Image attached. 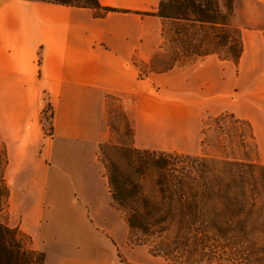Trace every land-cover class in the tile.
I'll use <instances>...</instances> for the list:
<instances>
[{"label":"crops","instance_id":"obj_1","mask_svg":"<svg viewBox=\"0 0 264 264\" xmlns=\"http://www.w3.org/2000/svg\"><path fill=\"white\" fill-rule=\"evenodd\" d=\"M99 1L118 10L97 16L89 7L0 0V144L7 147L9 166L20 168L19 173L33 170L25 177L37 201L33 209L22 208L37 221L55 156L63 167L65 192L78 201L90 189L100 145L111 137L109 98L121 105L138 149L199 155L204 122L228 111L248 121L259 141L257 116L264 110L259 8L264 0H243L252 18L238 23L236 1L233 22L244 44L238 63L211 54L148 74L140 63L149 62L161 47L163 19L154 13L162 0ZM47 104L53 109L52 135L45 134L41 122ZM20 177L12 180L11 197L21 190ZM105 179L107 198L92 213L96 222L90 227L96 234L108 233L105 238L115 241L116 251L128 252L130 228ZM28 232L39 242L34 228Z\"/></svg>","mask_w":264,"mask_h":264},{"label":"trees","instance_id":"obj_2","mask_svg":"<svg viewBox=\"0 0 264 264\" xmlns=\"http://www.w3.org/2000/svg\"><path fill=\"white\" fill-rule=\"evenodd\" d=\"M40 1L89 7L97 16L118 10L102 6L99 0ZM236 1L162 0L154 14L163 19L164 33V23H172L175 62L153 66V71L167 72L211 54L238 63L244 44L241 29L233 22ZM44 117L52 135L50 104ZM228 118L238 126L246 125L249 139H255L252 125L233 113L213 119ZM109 147L119 159L107 154ZM101 151L114 203L130 231L140 232L146 244L154 243L152 251L164 264H264V164L248 156L189 155L111 141ZM8 164L7 151L0 145V264H46L45 253L32 246L31 237L1 219L10 194L5 180Z\"/></svg>","mask_w":264,"mask_h":264},{"label":"rangeland","instance_id":"obj_3","mask_svg":"<svg viewBox=\"0 0 264 264\" xmlns=\"http://www.w3.org/2000/svg\"><path fill=\"white\" fill-rule=\"evenodd\" d=\"M259 13L264 17V4L259 8ZM251 18L249 8H247L245 2L238 0L236 23H238L237 19ZM253 19L257 18L254 17ZM164 24L165 33L162 30L163 41L159 51L153 57L154 59L140 63V68L145 74L152 72L153 66L162 67L165 63L175 62L174 56L171 55V47L174 45L170 42L172 23L167 21ZM180 61L182 60L180 59ZM187 62L190 61H184V63ZM45 107L41 114V122L45 134L49 135L51 124L45 117L51 111L48 110L44 117ZM228 113L232 112L228 111ZM213 118L215 117H209L204 122V134L202 135L204 145H202L200 155L209 157L228 156L230 158L248 156L264 164V110L263 114L258 113L257 116L259 122V141L257 140V142L249 139V128L246 125L238 126L230 118L223 122ZM107 122L111 134L109 141L117 145H133L134 136L131 123L125 117L119 102L113 98L108 99ZM243 135L246 137V143H244ZM103 144L99 148L100 163L94 169L96 178H94L91 185H88L90 189L85 191L84 194L80 193L78 195V201H76L75 194L63 190L65 187L61 180L63 167L58 163V157H54L53 164L49 160V164H52L49 166L52 170V179L45 187V193L41 201V216L38 221L36 215L25 213L22 208L24 205L29 209L31 207L33 209L37 201L30 191L33 184L29 181L30 179L25 177L32 176L33 170L30 168L19 173L17 170H20V168L17 169V167L8 165L5 170V180L10 194L7 206L1 213L2 221L12 228H17L21 233L29 235L32 239V246L45 253L46 264H111V262H113L112 264H164V259L156 256L152 251L151 245H154V243L151 241L146 244V237L140 232L130 231L126 245L128 252H126L120 248L118 251L113 249L116 243L111 239H106L110 237L108 233L100 231L99 234H96L90 227L96 222L92 213L97 208L103 207V203L107 198L105 191L107 160L101 151ZM0 145L5 149L7 148L5 144ZM107 154L112 158L119 159V155L111 147L107 149ZM7 155L9 158L8 152ZM15 176H21V180L19 179L17 183L21 190L14 198L11 197V188ZM32 228H34L39 242L35 241L28 232Z\"/></svg>","mask_w":264,"mask_h":264}]
</instances>
